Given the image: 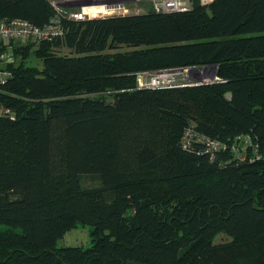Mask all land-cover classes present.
Wrapping results in <instances>:
<instances>
[{
    "label": "trees",
    "instance_id": "1",
    "mask_svg": "<svg viewBox=\"0 0 264 264\" xmlns=\"http://www.w3.org/2000/svg\"><path fill=\"white\" fill-rule=\"evenodd\" d=\"M192 1L13 45L0 87L16 114L0 116V264H264V0ZM52 12L48 0H0V19L44 26ZM209 64L214 82L139 86L143 72ZM189 125L225 142L248 135L260 157L211 160L202 142L184 147ZM79 224L91 246L59 247Z\"/></svg>",
    "mask_w": 264,
    "mask_h": 264
},
{
    "label": "built area",
    "instance_id": "2",
    "mask_svg": "<svg viewBox=\"0 0 264 264\" xmlns=\"http://www.w3.org/2000/svg\"><path fill=\"white\" fill-rule=\"evenodd\" d=\"M213 0H200L201 4L208 5ZM52 7V15L44 26H37L29 20L17 17H5L0 19V47L4 50L0 53V87L13 76L10 65L16 62L14 53L15 44L28 42L40 43L45 40L63 37L66 31L65 23L86 22L95 19H104L117 16L140 15L147 11L170 13L188 11L192 8V0H48ZM199 69L201 67H198ZM165 69L162 72H143L138 76L140 87H161L192 85L197 82L191 80L179 84L176 81L178 74L186 73L187 77L193 71L192 67L183 70ZM209 79H205L208 81ZM0 116L15 119V112L0 103ZM195 141L202 142L205 152L211 160H214L221 150L231 149L234 158L238 160L253 161L260 157L256 145L248 135H239L232 141L213 139L200 133L195 126L185 128L182 143L185 148L192 147ZM252 148V149H251Z\"/></svg>",
    "mask_w": 264,
    "mask_h": 264
},
{
    "label": "rangeland",
    "instance_id": "3",
    "mask_svg": "<svg viewBox=\"0 0 264 264\" xmlns=\"http://www.w3.org/2000/svg\"><path fill=\"white\" fill-rule=\"evenodd\" d=\"M24 45H33V48L38 45V43H32L28 42L25 43ZM132 48L128 46H122L118 50L119 51H127L131 50ZM63 53H69L70 51L68 49H63ZM30 64L42 67V61L40 59H36L32 57ZM207 71V72H206ZM218 67L217 68H208V69H203V67L200 68V71H193L190 74V77H187L186 73L184 74H178L176 76V81L179 84L187 83L190 80L192 82H197L200 81L202 78L205 77H211L214 74H217ZM208 79V78H206ZM110 99V97H108ZM82 182L85 186L87 187H95L100 185L99 179H97L94 175L90 174H84L82 175ZM2 230H7L6 227H2ZM224 236H221L218 238V241H223ZM92 241H91V226L88 225H82L79 224L77 227H74L70 229L63 238L59 239L58 241V246L63 247V246H83V247H89L91 246Z\"/></svg>",
    "mask_w": 264,
    "mask_h": 264
},
{
    "label": "water",
    "instance_id": "4",
    "mask_svg": "<svg viewBox=\"0 0 264 264\" xmlns=\"http://www.w3.org/2000/svg\"><path fill=\"white\" fill-rule=\"evenodd\" d=\"M218 65L217 64H209V65H205L203 67V69H208V68H217ZM192 69L194 70H197V71H200V69L198 67H192ZM169 70H174L173 69H169ZM175 70H183V68H178V69H175ZM163 70H158L157 72H162ZM208 78L209 80L208 81H205V79ZM218 79V75L217 74H214L212 75L211 77H205V78H202L200 81H198L196 84H201V83H210V82H214Z\"/></svg>",
    "mask_w": 264,
    "mask_h": 264
},
{
    "label": "bare ground",
    "instance_id": "5",
    "mask_svg": "<svg viewBox=\"0 0 264 264\" xmlns=\"http://www.w3.org/2000/svg\"><path fill=\"white\" fill-rule=\"evenodd\" d=\"M207 72V71H206Z\"/></svg>",
    "mask_w": 264,
    "mask_h": 264
}]
</instances>
